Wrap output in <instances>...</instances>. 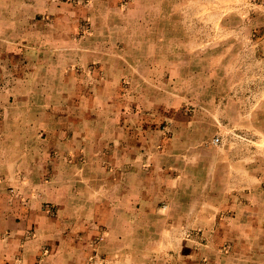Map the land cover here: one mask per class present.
<instances>
[{
	"label": "crops",
	"instance_id": "0c3cea01",
	"mask_svg": "<svg viewBox=\"0 0 264 264\" xmlns=\"http://www.w3.org/2000/svg\"><path fill=\"white\" fill-rule=\"evenodd\" d=\"M200 1L0 0V264H143L185 225L264 264V0L249 36Z\"/></svg>",
	"mask_w": 264,
	"mask_h": 264
},
{
	"label": "rangeland",
	"instance_id": "374dc122",
	"mask_svg": "<svg viewBox=\"0 0 264 264\" xmlns=\"http://www.w3.org/2000/svg\"><path fill=\"white\" fill-rule=\"evenodd\" d=\"M65 1H77L82 4H87L89 2V0H65ZM202 1L203 0H201L200 2ZM241 1H243V4L245 5L244 9H246V12L244 13L245 29H244L243 34L247 36L248 34L247 24H249V18L252 14L251 11L253 10L252 8L254 4L258 2V0H241ZM227 2L231 4V8H234L233 5L236 4L235 0H227ZM235 12H236L235 9H231L228 11V15H227L228 21L233 24L238 20V17H239V16H236ZM195 13H196V16L194 18V20H196L195 26L193 29H191V27H188V29L192 30L193 33H195L197 36H203V35L209 36V30H207L208 29L207 26L206 27L203 26L204 25V22H203L204 11L200 7H197ZM219 23H220V20L218 18L212 19L210 38L211 37L215 38L216 36L218 37V35L221 34L220 32L221 28L219 27ZM230 30L232 31L234 30V28H232V26L228 24L227 34L229 35L231 33ZM224 32H222V34ZM169 123L170 121L165 119L164 124L167 126ZM231 141L234 142V140H231ZM247 142L252 143L251 139ZM218 145H221V144H218ZM262 157L263 156H261V158ZM261 188L264 189V183L262 184ZM230 214H232V212H230ZM230 214H227V215H230ZM223 219H224V216L215 218L214 219L215 226H219L221 222L223 224L225 222V220ZM185 222L186 220H173L172 219L170 222H168V224L171 226L172 225L175 226L176 223L180 224V223H185ZM184 227H185L184 230L182 231L180 230V233L178 235H168V236L162 237L163 238L162 240L158 239L157 241L159 242V245L162 244L163 250L161 249V247H158L159 249L158 251L154 250L153 252H148L149 257L142 258L140 256L139 261L142 262L143 264L145 263L146 264H175V261H179L178 258L180 257V253L178 250L182 249V242L188 239L191 240V242L192 241L194 242L193 243L194 244V254H195L194 264H206L208 262V259H210L211 254H214L215 257H218V259L222 260L223 264H226L228 262L234 263L233 261H236L235 259L240 256L238 252L244 251L242 248H241L242 250L238 249L240 247L236 245L237 236L235 235H232V234L221 235V236H217L216 234L206 235L203 232V229H196L195 231H193L191 229L187 230L186 225ZM216 237L217 238L221 237L222 239L216 240ZM149 240L150 238L148 239V243H149ZM177 245L179 246L176 247ZM186 249L187 247L185 248V250ZM119 255H122V254H117V256H115V258L118 261H120V259L125 260L124 256H119ZM239 258H241V256ZM112 260L114 259L113 258H111L110 260L107 259V256L94 255V256H89L88 260L84 261V264H111ZM187 260L188 259L185 258V262H187ZM189 261L191 262L192 259L190 258ZM124 262L121 261V262H117L116 264H124Z\"/></svg>",
	"mask_w": 264,
	"mask_h": 264
},
{
	"label": "built area",
	"instance_id": "2783aa9c",
	"mask_svg": "<svg viewBox=\"0 0 264 264\" xmlns=\"http://www.w3.org/2000/svg\"><path fill=\"white\" fill-rule=\"evenodd\" d=\"M222 138L220 136H215V138L213 139V144L218 145L220 143H222Z\"/></svg>",
	"mask_w": 264,
	"mask_h": 264
}]
</instances>
